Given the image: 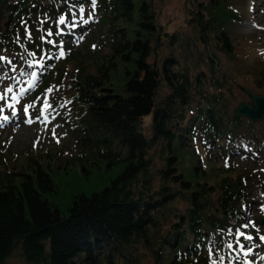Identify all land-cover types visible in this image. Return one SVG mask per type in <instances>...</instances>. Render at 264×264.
I'll return each mask as SVG.
<instances>
[{
    "label": "trees",
    "instance_id": "16d2710c",
    "mask_svg": "<svg viewBox=\"0 0 264 264\" xmlns=\"http://www.w3.org/2000/svg\"><path fill=\"white\" fill-rule=\"evenodd\" d=\"M239 1L190 0L191 37L161 23L157 0H100L108 52L70 50L55 63L66 36L56 22L90 0H0V55L21 50L45 70L53 62L39 91L69 66L86 142L75 153L0 155V264L16 249L18 264H245L236 247L227 255L223 233L234 240L251 191L225 155L244 127L221 91L229 74L220 75V55L239 53ZM252 133L259 146L262 134ZM74 164L68 188L58 172Z\"/></svg>",
    "mask_w": 264,
    "mask_h": 264
},
{
    "label": "rangeland",
    "instance_id": "374dc122",
    "mask_svg": "<svg viewBox=\"0 0 264 264\" xmlns=\"http://www.w3.org/2000/svg\"><path fill=\"white\" fill-rule=\"evenodd\" d=\"M99 3L101 4L100 0H95L93 7L92 0H90L85 8L73 15L70 22L64 21L61 24V19L56 22L59 33L66 36L55 43L56 52L51 55L55 57V63L64 58L70 50L83 51L86 58H93L91 54L93 52H108L104 43V34L100 30ZM237 4L244 14L243 19L234 25V31L241 41L238 47L239 53L235 58L220 55V75L222 76L225 72L229 74V79L222 85L221 91L227 97V103L232 112H235L241 102L251 101L250 96L243 90V86L264 94V87H258L263 82L260 77L262 76L261 70H264V0H240ZM188 6H190V0H157L161 23L167 25L170 30L180 29L193 37L196 32L193 25L187 23ZM241 36H243L242 39ZM61 48L64 50L63 57L59 56ZM0 56L5 57V60L0 61V94L4 95V99H0V108H3V112L0 113V124H3L0 127V155L10 153L11 149L22 154L37 150L59 149L75 153L85 148L86 142L79 138L78 134L81 128L78 121L79 104L74 98L67 77L70 71L69 66L58 80L39 91L43 79L47 76V71L49 74L55 69L53 62L45 70L41 62L35 63L36 60L26 58L21 50L9 49ZM8 61L12 63L9 64ZM30 62L33 64L32 67H29ZM251 66L255 68L252 70ZM13 67L15 71L12 70ZM32 72L37 74V79L30 88L29 83L32 79L30 73ZM8 87L13 89L12 93H6ZM20 88L26 91L21 94ZM205 88L209 91L214 90L213 86L209 85H205ZM49 89L52 91L49 92ZM13 94L17 96V101H12ZM195 97H197L196 94ZM46 102L50 107L45 106ZM9 103L14 104L15 116H12L13 109L7 107ZM195 103L192 105L195 106ZM25 107H28L27 113L24 112ZM4 115L9 116L8 121L2 120ZM150 122L151 117H148L145 121L147 131L151 126ZM53 129L56 132L55 137L52 135ZM252 129H258L262 134V143L259 146L255 145ZM242 130L243 132L237 136L234 149L226 151L225 155L232 157L239 164L240 169L250 177L251 191L249 203L244 210L245 217L238 226L234 240L230 237V231L223 232L226 235L225 249L229 255L236 247L245 264H264V239H261L264 237V225L260 224V219L264 216V118L259 122H254L244 117ZM120 149L121 153L125 150L121 146ZM219 163L221 162L211 165L217 166ZM61 171L62 169L58 172V181L68 184L69 188L73 183L70 179L77 171V164L66 165V173L62 174ZM99 177L98 172L91 173L92 182L100 181ZM220 177L217 175L212 178V181H218ZM84 180L85 178L80 175L75 182L81 186H87ZM68 181L71 183L69 184ZM229 243L232 245L231 248L228 247ZM220 261L224 262L223 259ZM24 262L25 259L19 249H16L7 259V264Z\"/></svg>",
    "mask_w": 264,
    "mask_h": 264
},
{
    "label": "water",
    "instance_id": "95a60500",
    "mask_svg": "<svg viewBox=\"0 0 264 264\" xmlns=\"http://www.w3.org/2000/svg\"><path fill=\"white\" fill-rule=\"evenodd\" d=\"M243 90L250 96L251 101H243L235 109V113L252 119L254 122H259L264 118V94L252 91L247 87H242ZM234 188H237V183L234 182ZM260 224L264 225V216L260 219Z\"/></svg>",
    "mask_w": 264,
    "mask_h": 264
},
{
    "label": "snow or ice",
    "instance_id": "6c2138e0",
    "mask_svg": "<svg viewBox=\"0 0 264 264\" xmlns=\"http://www.w3.org/2000/svg\"><path fill=\"white\" fill-rule=\"evenodd\" d=\"M92 3H93V7H94V6H95V0H92ZM60 23H61V24L64 23L63 18L60 20ZM52 34H53V33H52L51 31H48V36H51ZM28 37H29V39L31 38V34H30V33L28 34ZM42 39H43V38H42ZM50 43H51V41H50ZM29 55H31V56H35L36 54H35V53H29ZM59 56H60V57H63V56H64V50H63V48H61V50H60V52H59ZM3 60H5V57L0 56V61H3ZM8 63L11 64L12 61H8ZM35 63H39V61H36ZM32 66H33V64L30 62V63H29V67H32ZM12 70L15 71L16 69L13 67ZM5 75H7V73H5ZM21 75H23V73H21ZM30 75H31V78H32V79H31V82L29 83V87L31 88V87L34 85V82H35L36 79H37V74H36L35 72H32V73H30ZM25 91H26V90H25L24 88H20V93H21V94H23ZM48 91L51 92L52 89H49ZM12 92H13V89H12L11 87H8V88L6 89V93H12ZM0 99H4V95H3V94H0ZM11 99H12V101H17V96H16L15 94H13L12 97H11ZM45 106H46V107H50V105H48L47 102L45 103ZM7 107L10 108V109H13L12 116H15V115H16V112H15V110H14V104H13V103H9V104L7 105ZM2 112H3V108H0V113H2ZM24 112H25V113L28 112V107H25V108H24ZM2 120H3V121H8V120H9V116L4 115V116L2 117ZM29 122H30V121H29ZM2 126H3V124H0V127H2ZM52 135H53V137H55V135H56L55 129L52 130ZM57 142H59V141H57ZM225 166H228V165H227V162H226V165H225ZM244 227H247V225H244ZM241 235H242V233H241ZM248 239H252V237H248ZM261 239H264V237H261ZM228 247L231 248L232 245L229 243V244H228ZM221 259H222V258H221ZM212 264H216V261H215V260L212 261Z\"/></svg>",
    "mask_w": 264,
    "mask_h": 264
}]
</instances>
